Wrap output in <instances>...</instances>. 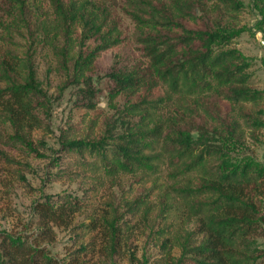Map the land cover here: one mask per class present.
<instances>
[{
    "label": "trees",
    "instance_id": "1",
    "mask_svg": "<svg viewBox=\"0 0 264 264\" xmlns=\"http://www.w3.org/2000/svg\"><path fill=\"white\" fill-rule=\"evenodd\" d=\"M10 1L15 14L4 27L7 47L0 53V144L40 155L36 145L41 144L35 145L31 134L46 124L49 97L36 78L37 54L52 55L69 81L84 84L88 91L97 60L120 48L124 38L111 0H49L50 10L40 16L31 15L35 0ZM118 1L134 24L135 43L146 62L108 72L113 93L130 100L114 121L105 123L99 137L62 142L73 157L75 175L89 173L87 196L36 200L21 230H0V264H115L123 251L136 262L129 250L134 224L119 223V208L127 207L132 218L146 208L149 212L147 179L164 165L175 174H198L185 187L172 188L176 200L168 194V202H160L169 209L184 205L195 225L190 232L163 237L162 255L149 264H264V248L255 252L250 244L256 224L264 226V210L255 218L247 192L256 187L264 191V172L231 167L222 147L212 142L233 128L234 109L263 100V93L250 87L245 57L231 47L239 32L234 25L239 3ZM262 26L264 31V19ZM13 33L19 42L12 47ZM135 95L138 100L131 102ZM170 99L175 108L166 114L161 106ZM223 107L227 115L212 114ZM123 176L140 180L139 196L121 202L111 193L109 206L100 210L93 197L104 178L117 184ZM58 230L70 233L62 260L46 248ZM173 248L178 255H172Z\"/></svg>",
    "mask_w": 264,
    "mask_h": 264
},
{
    "label": "rangeland",
    "instance_id": "2",
    "mask_svg": "<svg viewBox=\"0 0 264 264\" xmlns=\"http://www.w3.org/2000/svg\"><path fill=\"white\" fill-rule=\"evenodd\" d=\"M237 2L239 11L236 13L234 25L239 32L231 47L239 50L245 57L250 87L262 92L263 100L257 104L246 103L242 108L234 109L231 117L236 125L233 124L227 134L221 131L212 142L222 147V153L231 167L261 174L264 172V4L262 0ZM110 3L112 11H115V19L120 23L123 45L117 50L103 53L97 60L88 91L84 84L71 83L52 55L47 57L42 53L37 54L36 78L40 88L49 97L46 124L44 128L34 130L31 134L34 144H41L36 145L40 155L26 154L22 150L9 149L0 144V230H21L23 224L31 219L36 200L55 198L60 194L87 196L84 190L90 186L85 183L89 180V173L75 175L72 170L73 157L62 142L66 139L92 141L99 137L104 131L105 123L114 121L130 100L126 94L113 93L114 82L108 77V72L115 67H141L146 62L140 46L135 43L133 22L121 11L118 0H111ZM49 5V0H35L34 5H31V15L45 14L50 10ZM14 6L15 3L10 0H0V53L7 47L4 27L15 14ZM14 38L9 41L12 47L19 42L17 35ZM163 91L162 88L159 93ZM131 99V102L138 100V95ZM173 102L174 99L164 100L161 106L164 113L168 114L175 108ZM212 114L217 117L227 115L224 107L214 110ZM217 120L219 119L214 120V124L219 130L221 126ZM197 178L198 174H175L168 165L150 175L147 183L152 193L143 197L147 198V204L150 203L152 209L148 212L146 208L140 215L132 218L127 207L119 208V213L123 216L119 223L127 221L134 224L129 250L135 253L137 261H129L128 254L122 250L115 264L152 263L162 255L160 244L163 237L183 233L185 230L192 231L195 225L194 216L183 208L184 205L181 204V209L180 206L169 209L160 202H168L165 199L168 194L172 195L171 200H176L172 188H183L188 180ZM104 179V184L98 187L97 195L93 197L100 210H106L109 206L106 198L111 193L122 202L124 197L132 201L142 191L140 180L132 176H123L117 180V184L114 181V185L106 177ZM247 192L253 199L255 218H258L264 210V191L256 187ZM114 203L118 204L116 199ZM145 212L147 213L143 217ZM80 220L81 218L78 221ZM260 225L256 224V231L250 238L255 252L264 248V226ZM162 231L163 235L158 237L156 234ZM69 234L68 231L58 230L55 241L46 247L51 256L60 260L65 257L70 244ZM172 255H178L177 248L172 249Z\"/></svg>",
    "mask_w": 264,
    "mask_h": 264
}]
</instances>
